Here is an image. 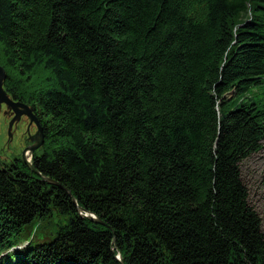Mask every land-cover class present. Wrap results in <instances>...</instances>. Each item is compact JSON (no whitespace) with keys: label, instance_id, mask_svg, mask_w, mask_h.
Here are the masks:
<instances>
[{"label":"trees","instance_id":"trees-1","mask_svg":"<svg viewBox=\"0 0 264 264\" xmlns=\"http://www.w3.org/2000/svg\"><path fill=\"white\" fill-rule=\"evenodd\" d=\"M0 66L59 184L0 159V264H264L242 172L264 148V0H0ZM53 211L68 224L10 256Z\"/></svg>","mask_w":264,"mask_h":264},{"label":"rangeland","instance_id":"rangeland-1","mask_svg":"<svg viewBox=\"0 0 264 264\" xmlns=\"http://www.w3.org/2000/svg\"><path fill=\"white\" fill-rule=\"evenodd\" d=\"M6 111L7 108L3 105L0 109V159L2 162L9 163L15 158H23L25 149L36 143L33 137L37 133V128L35 125L30 126V120L27 117H22L12 126L14 116L6 114ZM242 172L244 183L249 189V202L260 215L264 231V148L242 162ZM70 219V216L60 215L58 211L38 219L23 231L18 244L8 253L13 256L24 252L26 247H29L27 239L31 242L30 246L51 241Z\"/></svg>","mask_w":264,"mask_h":264},{"label":"water","instance_id":"water-1","mask_svg":"<svg viewBox=\"0 0 264 264\" xmlns=\"http://www.w3.org/2000/svg\"><path fill=\"white\" fill-rule=\"evenodd\" d=\"M6 79V72L4 70L3 67L0 66V109L3 108V105L6 106L7 111L6 114H13L14 118L12 121V126L14 125V123L16 121H19L22 117H27L30 120V126L31 125H35L37 128V133L35 135V137H33V140L36 141L35 144L27 147L23 153V161L24 163L31 169L32 172L40 175V177H43L46 179V181L52 182L54 184L59 185L56 181L48 178V177H44L40 174V172H38L33 163L27 161L25 155L27 150H31L32 152V156H34L35 152L38 151L44 144L45 141V135H44V130L41 127L40 121L38 120L37 116L35 115L34 111L32 110V108L24 103L18 102L13 100L8 93L6 92V90L4 89V81ZM37 139V140H36ZM75 203H77L76 200H74ZM79 211H81V214L88 217L91 220L97 221L101 224H104L94 213L89 212L83 208H78ZM119 260L122 261L121 255L118 256Z\"/></svg>","mask_w":264,"mask_h":264},{"label":"bare ground","instance_id":"bare-ground-1","mask_svg":"<svg viewBox=\"0 0 264 264\" xmlns=\"http://www.w3.org/2000/svg\"><path fill=\"white\" fill-rule=\"evenodd\" d=\"M25 157H26L27 161H29L30 163L31 162L33 163V156H32L31 150H27ZM26 242L28 243V245L30 244L29 239H27Z\"/></svg>","mask_w":264,"mask_h":264}]
</instances>
